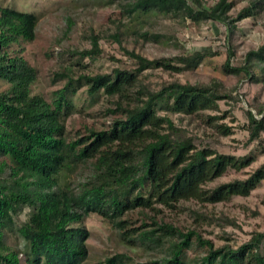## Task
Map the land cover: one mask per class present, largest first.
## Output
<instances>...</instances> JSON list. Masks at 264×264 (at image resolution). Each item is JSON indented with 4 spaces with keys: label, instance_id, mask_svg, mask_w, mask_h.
<instances>
[{
    "label": "trees",
    "instance_id": "obj_1",
    "mask_svg": "<svg viewBox=\"0 0 264 264\" xmlns=\"http://www.w3.org/2000/svg\"><path fill=\"white\" fill-rule=\"evenodd\" d=\"M230 8L228 0H218L211 7L203 0H135L130 10L182 16L199 23L226 22ZM253 9V5L244 9L235 21L251 16ZM37 21L35 14L0 5V159H4L0 162V264H83L88 256L87 232L71 225L86 215L98 214L122 230L127 222L122 217L137 208L156 211V205L171 208L189 200L225 202L234 196H248L264 180L263 165L246 180L206 189L229 169L249 166L254 156L198 149L171 119L158 114L163 105L190 115L216 108L229 95L215 81L210 85L168 82L160 91L145 93L140 104L124 109L122 100L130 98L138 83L134 74L116 69L111 74L84 75L88 93L102 90L114 97L125 119H118L108 130H91L89 136L69 141L65 136L63 91L53 103L31 95L37 72L22 56V50L14 48L34 40ZM83 54L102 56L96 38ZM129 54L140 72L151 67L181 70L172 59L149 60ZM204 56L198 52L177 60L189 66ZM253 59L257 60L255 65ZM255 68L264 74V47L251 51L241 67H231L230 59L225 63L229 73L253 76ZM248 117L254 139L263 120L252 112ZM89 161L93 176L81 188L73 190L62 184L65 175ZM24 211L27 219L18 229L25 243L22 252L5 242V231L13 230ZM155 232H143L141 237L151 240ZM193 235L181 234L183 239L173 243L164 264H184L181 256ZM197 239L209 247L203 264H264L260 248L264 233L255 234L236 250L226 246L214 249L210 241ZM117 258L102 264H117Z\"/></svg>",
    "mask_w": 264,
    "mask_h": 264
},
{
    "label": "rangeland",
    "instance_id": "obj_2",
    "mask_svg": "<svg viewBox=\"0 0 264 264\" xmlns=\"http://www.w3.org/2000/svg\"><path fill=\"white\" fill-rule=\"evenodd\" d=\"M134 1L0 0L3 7L32 13L38 18L34 40L14 46L22 50V56L37 72L30 87L31 95L53 103L63 91L65 136L72 141L89 136L91 130H108L118 119H125L114 97L102 90L94 95L88 93L84 75L111 74L116 69L134 74L138 83L130 98L122 100L123 108L140 104L145 93L160 91L168 82L193 85L219 82L229 97L220 100L216 108L190 115L173 112L163 105L158 114L171 119L198 149L235 157L254 156L249 166L229 169L208 183L206 189L248 179L264 165V74L257 68L253 76L229 73L225 63L230 59L231 67H241L251 51L264 47V0H228L231 8L226 22L199 23L158 12H132ZM217 1L203 0L206 7ZM252 5L251 16L235 21L241 11ZM93 38L98 40L102 56L83 54L92 48ZM131 52L149 60L172 59V64L181 70L151 67L140 72ZM198 52L206 56L196 64L187 66L177 60ZM4 87L3 84L1 89ZM248 112L263 120V127L254 139ZM92 176L93 163L89 161L61 181L78 190ZM156 206V211L137 208L125 214L122 219L127 221L126 228L122 230L94 213L73 223L71 226L87 232L88 256L83 264H102L111 257H118L117 264H164L171 256L173 243L189 232L194 235L181 259L184 264H203L209 247L201 244L198 236L210 241L214 249L226 246L236 250L255 234L264 233V180L248 196H234L225 202L189 200L171 208ZM27 215L21 212L13 230L5 231V242L22 252L25 243L18 229ZM169 228L170 232H166ZM153 231L155 237L151 240L141 237V233ZM260 248L264 252V240Z\"/></svg>",
    "mask_w": 264,
    "mask_h": 264
}]
</instances>
